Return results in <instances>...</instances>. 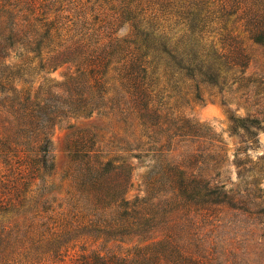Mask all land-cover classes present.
I'll use <instances>...</instances> for the list:
<instances>
[{
	"label": "trees",
	"instance_id": "16d2710c",
	"mask_svg": "<svg viewBox=\"0 0 264 264\" xmlns=\"http://www.w3.org/2000/svg\"><path fill=\"white\" fill-rule=\"evenodd\" d=\"M248 44L264 61V0H0V264H43L29 248L38 218L44 259L57 264L245 262L253 230L220 224L210 254L191 214L226 206L262 219L264 209L245 210L226 185L168 158L175 137L211 134L163 107L202 102L212 90L264 94V76L247 74ZM63 67L61 81L49 77ZM94 114L134 117L141 126L131 156L145 170L136 193L126 197L133 168L103 161L85 131L69 146L72 188L50 197L54 130ZM231 122L248 136L263 123L254 115ZM227 238L244 245L233 252ZM84 239L137 245L126 254L74 252Z\"/></svg>",
	"mask_w": 264,
	"mask_h": 264
},
{
	"label": "rangeland",
	"instance_id": "374dc122",
	"mask_svg": "<svg viewBox=\"0 0 264 264\" xmlns=\"http://www.w3.org/2000/svg\"><path fill=\"white\" fill-rule=\"evenodd\" d=\"M251 52V63L247 74L258 78L264 76V61L262 52L256 46L248 44ZM66 69L59 68L49 75L55 81H61ZM163 107L164 113L174 116H182L191 119L203 126L210 132L211 137L180 138L170 140L168 158L175 164L181 165L188 171L200 175L220 185H226L231 190L235 204L238 199L244 201L243 208L249 212H257L264 209V94H256L255 88H250L237 93L224 94L222 96L216 91L203 94V101L195 103L182 100L179 103L168 101ZM258 113H263L258 116ZM254 115L259 117L263 123L261 130H252L254 135H245L241 130L234 132L231 118ZM141 126L134 117L122 119L118 114L101 115L94 114L87 119L69 120L55 129L52 135L53 156L55 171L50 179L53 191L50 197L61 198L72 188L74 176V159L69 146L74 138L81 132H89L94 139V149L105 160H125L130 168H133L130 183L133 189L128 190L127 198L130 199L136 193V186L140 184L144 168L137 169V160L131 158L134 155L137 138L141 134ZM145 139V138H144ZM168 146V143H167ZM146 160L142 159L146 165ZM145 162V163H144ZM127 164V165H128ZM239 175V177H238ZM237 207H242L239 204ZM208 212L201 211L196 215V221L200 232L204 236L208 252L212 254L217 249L222 223L231 227H245L253 230L254 235L246 236L249 240L245 262L241 264H264V218L249 217L242 211L229 207L217 206ZM49 215V213H48ZM51 231L55 232L54 225H50ZM249 227V228H248ZM41 226V219L34 222L33 239L29 245L32 254H37L40 263L57 264L51 255L44 259V251L47 252L46 233ZM43 235V236H42ZM233 234H229L232 238ZM50 237V236H49ZM48 237V238H49ZM235 240L227 238L224 243L229 245V250L241 247ZM241 242H243L241 240ZM71 245V244H70ZM67 245L68 258L73 253L71 246ZM137 245L135 240L104 241L84 239L77 243L74 252L81 250L87 252L98 251L103 254L120 253L126 254ZM245 246H243L244 248ZM213 248V249H212ZM237 253V252H236ZM51 254V253H49ZM68 258H66L68 260ZM66 260V261H67ZM237 259L229 257V263ZM234 264H237L234 263Z\"/></svg>",
	"mask_w": 264,
	"mask_h": 264
}]
</instances>
